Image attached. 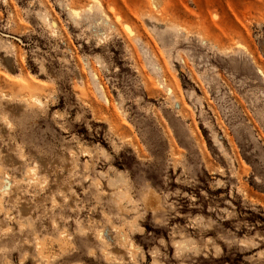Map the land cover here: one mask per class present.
Here are the masks:
<instances>
[{
  "label": "rangeland",
  "instance_id": "rangeland-1",
  "mask_svg": "<svg viewBox=\"0 0 264 264\" xmlns=\"http://www.w3.org/2000/svg\"><path fill=\"white\" fill-rule=\"evenodd\" d=\"M0 264H264V0H0Z\"/></svg>",
  "mask_w": 264,
  "mask_h": 264
}]
</instances>
